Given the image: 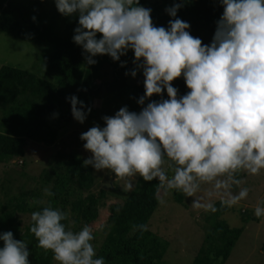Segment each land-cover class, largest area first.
Wrapping results in <instances>:
<instances>
[{
    "label": "clouds",
    "instance_id": "obj_1",
    "mask_svg": "<svg viewBox=\"0 0 264 264\" xmlns=\"http://www.w3.org/2000/svg\"><path fill=\"white\" fill-rule=\"evenodd\" d=\"M54 3L61 15L78 18L72 39L88 65L97 62V55L120 61L132 50L135 69L130 75L142 70L144 77V94L137 103L144 105L154 94L167 95L138 113L121 107L102 117L103 127L83 132V148L91 153L83 165L113 173L126 182L127 191L133 190L136 178L155 179L165 195L180 192L194 198V208L213 213L214 195L227 207L246 199L247 188L233 194V187L241 184L237 176L264 171V0H219L223 12L207 45L190 34L189 23L175 18L183 2L165 9L175 18L167 28L154 26L151 9L140 0ZM125 64L120 62L121 67ZM180 77L189 91L178 97L172 82ZM67 99L73 118L83 124L91 108L82 110L84 102L75 95ZM202 184L215 190L206 194V202L198 195ZM45 195L54 193L45 189ZM254 215L264 217V200L257 202ZM67 219L50 204L32 212L30 231L38 246L51 251L58 264H105L92 244V227L74 232L64 223ZM140 229L147 231V226ZM0 241V264H30L28 244L15 239L12 231L0 233Z\"/></svg>",
    "mask_w": 264,
    "mask_h": 264
},
{
    "label": "trees",
    "instance_id": "obj_2",
    "mask_svg": "<svg viewBox=\"0 0 264 264\" xmlns=\"http://www.w3.org/2000/svg\"><path fill=\"white\" fill-rule=\"evenodd\" d=\"M182 2L175 18L190 24L188 31L194 38H200L205 45L210 44L215 22L223 12L219 0H140V5L151 9L154 26L167 28L169 20L175 18L168 16L165 9ZM77 26V17L61 15L49 0H0V33L42 47L52 45L41 61L42 76L7 64L0 67V105L7 108L0 120L3 125L0 126V164H5L6 171L13 161L18 160L19 165L24 163L22 157L26 154L28 141L45 149L54 148V151L59 143H69L64 138L65 132L69 131L65 128L73 119L67 99L72 95L84 102L85 109L82 110L91 108L89 114L97 111L95 100H106L110 94L114 95L112 101L119 108L127 106L129 111L137 113L152 100L167 99L164 92L162 96L154 94L144 105L137 103L144 94V77L142 70H137L136 77L130 75L135 69L132 51L121 56L120 61H113L107 54L97 55L93 57L97 62L88 65L83 49L72 39ZM121 61H126L123 67ZM172 84L178 89V97L189 91L182 77ZM13 118L18 119L13 122ZM55 156L54 165L44 168L33 185L20 192V198L14 204L10 200L0 202V233L12 231L15 239L28 244L30 264L57 262L51 251L46 252L38 246L31 233V213L49 204L60 208L70 185L82 189L83 195L95 196L97 179L90 165H83L87 158L65 150H58ZM158 186L138 184L123 200L96 251L97 257H104L105 264H159L163 259L169 242L156 235L148 224L159 202ZM45 189H50L54 195H45ZM174 194L175 200L181 202L180 195L176 191ZM117 206L114 205V211ZM215 207V219L192 264H224L242 232V228H232L221 219L230 207L224 206L221 200L215 201ZM238 212L242 222L252 219L246 209ZM20 214L29 215L27 222L19 217ZM140 225H146L147 231H141Z\"/></svg>",
    "mask_w": 264,
    "mask_h": 264
},
{
    "label": "rangeland",
    "instance_id": "obj_3",
    "mask_svg": "<svg viewBox=\"0 0 264 264\" xmlns=\"http://www.w3.org/2000/svg\"><path fill=\"white\" fill-rule=\"evenodd\" d=\"M49 3L56 7L54 0H49ZM50 47H52L51 44L42 47L37 43L13 39L0 33V67L7 64L34 71L42 76L41 61L44 55L50 51ZM112 98L114 95L110 94L106 100L103 98L95 100L97 111L92 114L88 113L83 124L73 118L65 128L69 131L65 132L64 140L69 143H59L57 151L65 150L80 157H91V153L83 148L85 141L80 139V135L92 126L103 127L102 117L113 116L120 109L119 105L114 104ZM4 108L6 107L0 105V120L6 113L7 108ZM17 119L13 118V122ZM0 126L3 127V125ZM57 151L50 147L46 149L39 147L36 142L28 141L26 154L22 157L24 162L22 165L17 163L18 160L13 161L9 163V168L7 167L6 171V168L3 167L5 164H0V202L5 203L3 200H10L14 204L20 198V192L24 188H30L44 168L54 165ZM90 167L97 179L95 196L83 195L82 189L70 185L59 209L66 213L68 219L64 223L70 230L78 232L85 225L92 227L95 237L92 244L97 251L102 239L111 228L112 217L130 191L124 187L126 182L116 178L113 173L96 171L91 165ZM168 171L171 175V169ZM237 179L241 181V184L238 187H233V194H238L241 188H247L249 191L246 199L241 200L238 205L230 207V210L221 217L230 227L242 228V232L224 264H264V217L254 220L256 217L254 208L258 201L264 200V171L260 175H249L242 172L237 176ZM138 184L157 187L159 182L155 179L145 182L142 178H136L134 187ZM158 188L159 202L148 224L156 235L169 242L168 249L159 264H192L205 233L211 228L215 219L214 213L204 208H194L192 206L193 197H185L182 193L177 192L181 197V202H178L175 200L174 191L165 195L164 189L159 186ZM214 191L211 184H202L198 195L205 196L206 199L202 202H206V194ZM161 198L164 203H160ZM212 199L214 202L221 200L219 196L215 195ZM13 204L10 205L14 206ZM114 205H118L115 211ZM240 209L250 212L252 219L246 223L242 222L238 215ZM26 216L29 215L20 214L19 217L27 222L29 217Z\"/></svg>",
    "mask_w": 264,
    "mask_h": 264
}]
</instances>
